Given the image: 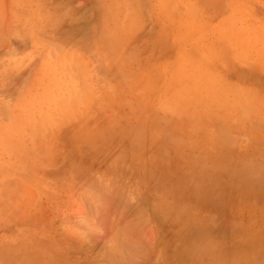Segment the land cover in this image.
Listing matches in <instances>:
<instances>
[{"label": "rangeland", "instance_id": "rangeland-1", "mask_svg": "<svg viewBox=\"0 0 264 264\" xmlns=\"http://www.w3.org/2000/svg\"><path fill=\"white\" fill-rule=\"evenodd\" d=\"M117 2L0 0V264H264V0Z\"/></svg>", "mask_w": 264, "mask_h": 264}, {"label": "bare ground", "instance_id": "bare-ground-1", "mask_svg": "<svg viewBox=\"0 0 264 264\" xmlns=\"http://www.w3.org/2000/svg\"><path fill=\"white\" fill-rule=\"evenodd\" d=\"M117 1H119V3L117 2V4H118V5H117L118 10H121V11H122V13H123V15H125V17H126V21H128V23L132 21L131 24L129 23L130 25H132V24L134 23L133 21L136 20V17H138V15H137L138 12L136 11V9H137L136 4H137V1H139V0H117ZM51 2H52V1H51ZM114 11H115V7L112 6V12H111V13H113ZM114 14H116V11H115ZM119 14H120V13H119ZM113 16H114V15H113ZM61 17H64V16H61ZM61 17H60V18H61ZM50 20H51V19H50ZM72 20H73V19H72ZM75 20H77V19H75ZM129 20H130V21H129ZM124 23H125V22H124ZM129 24H128V26H129ZM125 25H127V23H126ZM109 26H110V25H109ZM109 26H108V29H109ZM123 26H124V24H123ZM106 27H107V26H106ZM76 28H77V27H76ZM71 29H72V28H71ZM120 29H121V28H120ZM74 30H75V28H74ZM74 30H73V32H74ZM74 33H76V32H74ZM50 35H51V34L49 33L48 36H50ZM46 36H47V35H46ZM61 37H62V36H60V38H61ZM63 37H64V36H63ZM63 37H62V41L65 40V41H68L67 43L70 42L69 45L72 43V42L70 41L71 38L68 37V39H70V40H68L67 38L64 37V38H65V39H64ZM66 37H67V36H66ZM120 39H121V38H120ZM0 40H1V33H0ZM73 40H74V39H72V41H73ZM116 40H117V39H116ZM118 40H119V39H118ZM122 40H123V39H122ZM65 41H64L63 43H65ZM67 43H65V44L68 45ZM110 43H112V42H110ZM115 43H116V42H115ZM57 46H59V48H60L61 45L59 44V45H57ZM99 46H100V45H99ZM111 46H112V45H111ZM99 48H100V47H99ZM60 49H61V48H60ZM81 49H84V47H82ZM57 50H58V49H57ZM61 50H62V49H61ZM86 50H87V49L85 48L84 51L86 52ZM49 51L52 52V51H53V48H52V50H49ZM49 51H48V52H49ZM67 51H68V50H67ZM67 51L64 52V51L62 50V52L60 53V51L58 50V52H59L60 54H58L57 52H56V53L58 54V57H59V55H61V54H63V53H65V54H67V55H69V53H70V55H71V52L66 53ZM81 51H83V50H81ZM90 51H91V50H90ZM79 52H80V51H79ZM79 52H78V53H79ZM85 52H84V53H85ZM88 52H89V50H88ZM91 52L93 53V51H91ZM91 52H90L89 54H91ZM112 52H113V51H112ZM53 53H54V52H53ZM53 53H52V54H53ZM115 53H116V52H115ZM53 55H55V54H53ZM67 55H66V56L64 55L66 59H68V58L71 57L70 55H69L70 57H69V56L67 57ZM74 55H75V53H74ZM74 55H73V58H75V56H76L77 54H76L75 56H74ZM51 56H52V55H51ZM61 56H62V55H61ZM50 58H51V57H50ZM80 59H81V58H80ZM68 60H69V59H68ZM71 60H72V59H71ZM73 60H74V59H73ZM78 60H79V59H76V61H78ZM74 61H75V60H74ZM78 62H79V61H78ZM83 63H84V61H83ZM66 64H67V63H66ZM67 65H68V64H67ZM84 65H85V64H84ZM64 66H65V65H64ZM84 67H85V66H84ZM75 70H77V69H75ZM81 70H82V69H81ZM85 71H87V70L85 69ZM55 73H56V72H55ZM74 74H75V73H74ZM77 76L80 77V75H77ZM87 76H88V75H87ZM82 77H83V76H82ZM89 77H90V76H89ZM89 77H88V79H89ZM80 78H81V77H80ZM82 79H84V78H82ZM82 92H83V91H82ZM78 95H80V96H78ZM81 96H82V94H80V93H78V92H76L75 94L72 95V97H73V98L76 97V99H77L78 97H81ZM72 97H71L70 99H73ZM71 101H72V100H71ZM55 102H56V101H55ZM73 102H74V101H73ZM68 103H69V102H68ZM75 103H76V102H75ZM72 105H74V103H73ZM58 107H59V106H58ZM56 123H57V122H56ZM53 130H54V128H53ZM70 164H72V163H70ZM72 165H74V164H72ZM206 169H207V168H206ZM206 169H204V170H206ZM204 170H203V171H204ZM203 171L200 172V173H198V174H199V177H198V179L195 180V184H196V185H194V187H193L192 190H191V193H193V194H194V193H197V192H199V191H202V190H204V189H206L207 186H208V184H209L210 177L213 175L211 169L208 170V171H207V170L204 171V172H203ZM213 171H215L214 168H213ZM160 172H161V174H162L163 171L161 170ZM215 172H216V171H215ZM219 172H220V171H219ZM219 172H218V174H219ZM78 173H79V172H78ZM164 173H165V172H163V174H164ZM180 174H181V173H180ZM76 175H77V174H76ZM173 175H174V174H173ZM174 176H175V175H174ZM174 176H173V177H174ZM176 176H177V175H176ZM176 176H175V177H176ZM178 176H180V175H178ZM88 178L91 179V177H88ZM88 178H86V180H87ZM188 178H189V177H188ZM216 178H217V175H216ZM178 179H179V178H178ZM93 180H94V179H93ZM115 180L118 181L117 178L114 179V181H115ZM215 180H219V179H215ZM96 181H97V180H96ZM96 181H94V182L91 181V182L96 183ZM120 181H121V180H120ZM174 181L176 182L177 180H175V178H174ZM179 181H180V180H179ZM87 182H89V179H88V181H86V184H87ZM97 182H98V181H97ZM168 182H169V181H168ZM175 182H173V184L170 183V185L165 183L164 186H163V188L161 187V189H162V193H163L164 195H166V196L169 195V194H173L174 196H175L176 194H177V195H180V198H179L178 196L175 197V199L177 198V203H176V204L173 203L174 206H175V205L177 206L178 204H179V206H180V205H186V204H188L189 201H191V199H192L191 197H189V196H192V195H190V194H191L190 191H187V192H188V194H187V192H186V191H183V190H182L183 188L180 187V186H179V187H178V186L170 187V186L176 184ZM177 182H178V181H177ZM82 184H84V183H82ZM82 184H81V185H82ZM91 184H92V183H91ZM96 184H97V183H96ZM100 184H102V183H100ZM100 184H99V185H100ZM103 184H104V182H103ZM103 184H102V185H103ZM125 184H126V182H125ZM185 184H186V182H185ZM78 185H79V183H78ZM93 185H94V184H93ZM93 185H92V186H93ZM104 185H105V184H104ZM176 185H177V184H176ZM180 185H182L181 182H180ZM79 186H80V185H79ZM86 186H91V185L88 184V185H86ZM100 187H101V186H100ZM127 187H130V186L127 185V186L125 187L126 189L124 188L126 191H127ZM256 187H258V186H256ZM0 188H3L2 185H0ZM81 188H83V186H82ZM101 188H102V187H101ZM209 188H210V187H208V189H209ZM258 188H259V187H258ZM86 189H90V188H86ZM122 189H123V187H122ZM128 189H130V188H128ZM254 189H256V188H254ZM254 189H253V190H254ZM130 190H131V189H130ZM130 190H129V191H130ZM172 190H173L174 193L171 192ZM259 190H260V189H259ZM262 190H263V189H262ZM262 190H260V191H262ZM133 191H134V190H132L130 193H132ZM208 191H209V190H208ZM208 191H207V192H208ZM123 192H125V191H123ZM183 192H184V193H183ZM185 192H186V193H185ZM207 192H206V193H207ZM256 192H257V189H256ZM127 193H128V192H127ZM127 193L125 192L126 195H127ZM189 193H190V194H189ZM199 193H200V192H199ZM122 194H123V193H122ZM183 194H184V195L187 194V196L185 195V196H186V197H185V196H183ZM208 194H209V192H208ZM208 194H207V195H208ZM0 195L2 196L3 194L0 192ZM132 195H134V192L132 193ZM164 195H163L162 197H164ZM205 195H206V194H205ZM207 195H206V196H207ZM15 196H16V195H15ZM124 196H125V195H123L122 197H124ZM17 197H18V195H17ZM98 197H99V196H98ZM115 197H116V196H115ZM167 197H168V196H167ZM6 198H8V197H6ZM101 198H102V197H101ZM120 198H121V196L119 197V200H120ZM205 198H206V197H205ZM3 199H4V197H3ZM5 200H6V199H5ZM7 200H8V199H7ZM115 200H117V199H115ZM115 200H113V201H115ZM193 200H194V199H193ZM163 202H164V200H163ZM170 202H171V201H170ZM191 202H192V201H191ZM204 202L206 203V201H204ZM112 203H113V202H112ZM168 203H169V202H168ZM197 203H198V202H197ZM129 204H130V203H128V206H127V207H126V205L124 206L125 209H124L123 206L120 207V209H121V208L124 209V210L122 209V210L124 211V214H127V213H128V214L130 215V214H132V211H134V210H131V212L129 211L130 213L128 212V209H127V208L130 207V206H132V205H129ZM189 204H190V203H189ZM122 205H124V204H122ZM207 205H208V204H207ZM106 206H107V205H106ZM133 206H134V205H133ZM172 206H173V205H172ZM199 206H200V205H199ZM117 207H118V205H117ZM185 207H187V206H184V208H185ZM113 208H114V207H113ZM131 208H132V207H131ZM131 208H130V209H131ZM134 208H137V206L135 205ZM134 208H133V209H134ZM175 208H176V207H175ZM181 208H182V207H181ZM184 208H182V209L180 210L181 212L179 213V216H180V215H183L182 212H183V210L185 211V209H186V208H185V209H184ZM130 209H129V210H130ZM173 209H174V208H173ZM190 209H191V208H190ZM111 210H112V208H111ZM174 210H175V209H174ZM176 210H178V209H176ZM186 210H188V209H186ZM0 211H1V210H0ZM2 211H3V210H2ZM4 211H5V209H4ZM6 211H7V210H6ZM103 211H104V210H103ZM123 211H122V213H123ZM125 211H127V213H125ZM118 212H119V211H118ZM118 212H117V213H118ZM177 212H178V211H176L175 213H177ZM189 212H190V211H189ZM108 213H109V211H108ZM120 213H121V212H120ZM122 213H121V214H122ZM175 213H174V214H175ZM185 213H188V212L185 211V212H184V215H186ZM4 214H5V213H4ZM133 215H135V212H134V214H132V216H133ZM187 215H188V214H187ZM139 217H141V216H139ZM184 217H185V216H184ZM192 217H193V216H192ZM194 217H196V216H194ZM137 218H138V217H137ZM187 218H188V217H187ZM135 219H136V217H135ZM139 219H140V218H138V220H139ZM192 219H193V218H192ZM140 220H141V219H140ZM182 220H183V219H182ZM193 220H194V219H193ZM186 221H188V220H186ZM183 222H184V221H183ZM190 222H191V220H190ZM84 223H85V222H84ZM120 223L122 224V222H120ZM179 223H180V222H179ZM174 224H175V223H174ZM188 224H189V223H188ZM182 225L184 226L185 224H182ZM178 226H179V225H178ZM129 227H130V226H129ZM92 228H93V227H92ZM127 228H128V227H127ZM127 228H124V230L127 229ZM186 228H187V224H186ZM112 229H113V228H111V231H113ZM184 229H185V228L183 227L182 230H184ZM191 229H192V228H191ZM195 229H196V228H194V230H195ZM90 230H91V229H90ZM177 230H178V227H177ZM186 230H187V229H186ZM197 230H198V229H197ZM94 231H95V229H94ZM94 231H93V234L95 233ZM178 231H180V230H178ZM114 232H116V230H115ZM185 232H186V231H185ZM192 232H193V231H192ZM194 232H195V231H194ZM194 232H193V233H194ZM196 232H197V231H196ZM178 233H179V232H178ZM187 233H190V232H187ZM201 233H202V231H201ZM95 234H96V233H95ZM179 234H180V233H179ZM254 234H255V233H254ZM117 235H119V233L116 232V234H115L116 237H115V236H114V237L117 238ZM128 235H129V234H128ZM202 235H203V233H202ZM121 236H122V235H121ZM129 236H131V235H129ZM129 236H128V237H129ZM185 236H186V235H185ZM185 236H184V237H185ZM199 236H201V235H199V233L197 232V234H196L195 237H199ZM217 236H218V235H217ZM220 236H221V235H220ZM131 237H133V236H131ZM195 237H194V238H195ZM259 237H261V236H259ZM118 238H119V236H118ZM181 238H182V237H181ZM189 238H190V237H189ZM194 238H193L192 241H194ZM119 239H120V238H119ZM119 239H118V240H119ZM184 239H185V238H184ZM235 239H236V238H235ZM255 239H256V238H255ZM255 239H254V240H255ZM111 240H112V239H111ZM118 240H117V241H118ZM120 240H123V238L121 237ZM120 240H119V242H118V244H117V246L119 245L118 248H120ZM244 240H245V239H244ZM251 240H252V239H251ZM262 240H263V239H262ZM180 241H181V240H180ZM195 241H196V239H195ZM249 241H250V240H249ZM125 242H130V240H129V241H128V240H127V241H124V240H123V243H125ZM189 242H190V241H189ZM197 242H198V241H197ZM233 242H234V241H233ZM233 242H232V243H233ZM241 242H243V240H242ZM116 243H117V242H114V243H113L114 246L116 245ZM234 243H235V242H234ZM247 243H248V242H247ZM247 243H245V245H243V246L241 245L240 247H238L237 250H232V251H235V254H236L237 256L247 257V256L249 255V253H250L249 251L253 252L252 249H253L254 247H256V246H260V245L264 244V240L262 241L261 244H256V242L250 244V242H249L248 245H247ZM189 244H190V243H189ZM192 244L194 245V243H191L190 247L193 246ZM198 245H199V244H198ZM198 245H197V246H198ZM40 246H41V245H40ZM111 246H112V245H111ZM238 246H239V245H238ZM187 247H188V246H187ZM37 248H40V247H37ZM41 248H42V247H41ZM128 248H129V247H127V249H128ZM194 248H195V247H194ZM230 248H231V247H230ZM43 249H44V248H43ZM115 249H116V248H115ZM127 249L125 248V249H123V250L125 251V250H127ZM105 250H106V249H105ZM113 250H114V248H113ZM120 250H121V249H120ZM123 250H122V251H123ZM179 250H180V249H179ZM185 250H186V249H185ZM108 251H109V250H107L106 252H108ZM115 251L118 252L117 250H115ZM127 251H130V250H127ZM180 251H181V250H180ZM2 252H3V251H2ZM184 252H185V251H184ZM258 252H259V251H258ZM45 253H46V252H45ZM50 253H51V252H50ZM113 253H114V252H113ZM125 253H126V251H125ZM128 253H129V252H128ZM176 253H178V252H176ZM232 253H233V252H232ZM0 254H1V253H0ZM186 254H187V253H186ZM256 254H258V255H256ZM256 254H255L256 256L260 257L261 252H260V254H259V253H256ZM262 254H263V253H262ZM262 254H261V255H262ZM12 255H13V254H12ZM103 255H105V254L99 255V258H100V256H103ZM108 255H109L108 257L113 256V254H112L111 256H110V254H108ZM172 255H174V254H172ZM172 255H171V257L173 258V261H175V260H174V257H173ZM176 255L181 256L180 254H176ZM255 255H254V257H255ZM179 256H177V257L179 258L180 261H177V260H176V261H177V264H187V262L184 261V260L182 261L183 258L180 259L181 257H179ZM187 256H188V255H187ZM194 256H195V255H194ZM252 256H253V255H252ZM22 257H23V256H22ZM22 257H20V258H22ZM25 257H27V256H25ZM25 257H24V258H25ZM41 257H42V256H41ZM105 257L107 258L106 255H105L103 258H105ZM153 257H155V256H153ZM153 257H151V258L153 259ZM158 257H159V256H158ZM158 257H157V258H158ZM169 257H170V256H169ZM183 257H184V256H183ZM189 257H190V256H189ZM189 257H188V258H189ZM192 257H193V256H192ZM192 257L190 258L191 260L193 259ZM249 257H250V256H249ZM249 257H248V258H249ZM263 257H264V256H263ZM263 257H262V258H263ZM46 258H48V257H46ZM51 258H52V257H51ZM58 258H59V257H58ZM151 258H150V259H151ZM184 258H186V257H184ZM250 258H251V257H250ZM18 259H19V258H18ZM38 259H39V258H38ZM109 259H110V258H109ZM141 259H142V258H141ZM144 259H146V258L144 257L143 260H144ZM150 259H148V260L150 261ZM186 259H187V258H186ZM254 259H256L255 261H257V258H253L252 260H254ZM258 259H259V258H258ZM22 260H23V259H22ZM39 260H40V259H39ZM47 260H49V258H48ZM58 260H59V259H58ZM58 260H56V262H57ZM139 260H140V259H139ZM156 260H158V259H156ZM171 260H172V259H171ZM249 260H250V259H249ZM18 261H19V260H17V262H18ZM25 261H26V260H24V262H25ZM50 261H51V260H50ZM52 261H55V259L53 258ZM59 261H60V260H59ZM250 261H251V260H250ZM19 262H20V261H19ZM43 262H44V261H43ZM43 262H42V263H43ZM47 262L49 263V261H47ZM129 262H130V263H131V262H132V263H133V262L135 263V261H129ZM141 262H142V261H141ZM150 262H151V261H150ZM192 262H194V261H192ZM198 262H199V261H198ZM252 262H253V261H252ZM260 262H261V260H260ZM25 263H26V262H25ZM50 263H51V262H50ZM119 263H120V262H119ZM132 263H131V264H132ZM134 263H133V264H134ZM142 263H143V262H142ZM154 263H156V261H155ZM194 263H195V262H194ZM43 264H44V263H43ZM57 264H60V263H57ZM123 264H124V263H123ZM125 264H127V263H125ZM135 264H136V263H135ZM172 264H173V263H172ZM190 264H191V263H190ZM198 264H199V263H198ZM256 264H258V263H256Z\"/></svg>", "mask_w": 264, "mask_h": 264}]
</instances>
